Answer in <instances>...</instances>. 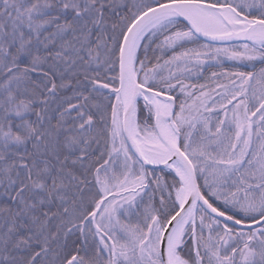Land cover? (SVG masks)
Wrapping results in <instances>:
<instances>
[{"label": "snow or ice", "instance_id": "1", "mask_svg": "<svg viewBox=\"0 0 264 264\" xmlns=\"http://www.w3.org/2000/svg\"><path fill=\"white\" fill-rule=\"evenodd\" d=\"M0 264H264V0H0Z\"/></svg>", "mask_w": 264, "mask_h": 264}]
</instances>
